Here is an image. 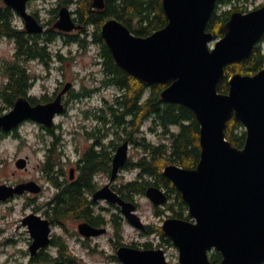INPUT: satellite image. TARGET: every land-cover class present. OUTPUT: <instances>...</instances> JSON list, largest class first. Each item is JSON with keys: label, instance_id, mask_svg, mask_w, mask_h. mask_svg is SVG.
Instances as JSON below:
<instances>
[{"label": "water", "instance_id": "obj_1", "mask_svg": "<svg viewBox=\"0 0 264 264\" xmlns=\"http://www.w3.org/2000/svg\"><path fill=\"white\" fill-rule=\"evenodd\" d=\"M24 21L30 35L44 34L45 27L29 13L31 0H2ZM218 0H163L168 23L148 37L136 36L117 19L102 26V36L118 66L145 86L167 85L160 100L165 104L187 107L200 125L201 158L195 169L168 165L163 174L188 205L190 220L169 218L162 229L178 250V264H214L210 254H221L219 264H264V69L255 75L234 74L228 80L229 92L222 94L219 83L226 68L249 58L264 38V5L248 13L234 12L224 26V36L216 40L208 24ZM92 7L103 10L104 0ZM56 28L70 33L79 28L72 11L62 8ZM215 42L214 46H211ZM33 105L19 98L12 110L0 117V132L10 133L31 121L47 129L65 112L63 96ZM235 118L246 132L243 148L227 139L228 122ZM130 143H122L113 158L110 184L94 199L118 206L128 223L139 231L146 226L137 213V205L124 200L111 189L129 160ZM18 169H27L28 159H19ZM26 192L39 194L36 182L16 187L1 185L0 201L5 202ZM147 199L155 206L168 203L167 193L151 186ZM23 225L33 239L32 258L50 244L51 225L39 215L27 216ZM84 237L105 235L82 223ZM117 258L122 264H170L163 249H137L121 246Z\"/></svg>", "mask_w": 264, "mask_h": 264}, {"label": "trees", "instance_id": "obj_2", "mask_svg": "<svg viewBox=\"0 0 264 264\" xmlns=\"http://www.w3.org/2000/svg\"><path fill=\"white\" fill-rule=\"evenodd\" d=\"M94 0H57V8L51 10L52 22L58 19V12L62 8L74 9L73 14L81 29L77 34H62L56 30H49L40 35H30L24 28H19L14 21L16 12L5 5H0V41L12 40L15 44L14 59L4 63L3 73L7 82L0 89V98L5 100L9 107L21 97H27L34 84L26 63L38 61L50 67L53 60L64 62L67 60L60 51L53 52L52 45L58 39H63L66 46L77 44L81 50H88L92 45L99 47L104 79L103 88L113 87L117 90L113 100H104L97 114L102 119V127L105 135L114 136L111 146L105 148L104 163L100 171L109 175L112 171V154L117 147V142L129 141L141 156L134 161L129 160L124 171H137V176L126 181L118 187L120 196L129 202L136 204V198L145 196L151 186L162 188L168 196V203L163 207H154L158 217L170 213L171 218L190 220L188 205L184 202L181 193L175 185L167 179L163 170L168 165H177L185 169H195L201 158L200 125L193 111L177 104H165L160 100L161 92L167 85L156 84L145 86L140 80L129 75L116 63L109 47L102 36V26L110 19H117L127 26L132 33L139 37H148L166 27L168 20L163 9V0H104L103 10L92 7ZM236 0H218L215 12L208 24V31L212 32L216 39L224 36V26L235 11H243L235 7ZM232 7V8H231ZM226 8L230 10L226 11ZM34 16L38 19L37 14ZM264 41V38L262 39ZM261 41V42H262ZM264 69V53L260 47H256L251 56L241 62L229 65L226 68V76L219 83L218 90L222 94L229 92L228 80L234 74L255 75ZM90 95V94H88ZM46 98L47 95H43ZM30 100V99H29ZM31 101V100H30ZM38 101L32 102L35 104ZM149 135L157 137L154 142L148 139ZM227 139L234 147L243 148L246 141L245 128L232 118L226 129ZM110 150V151H109ZM57 148L50 153L44 161V171L52 175L51 166L60 163L56 157ZM94 154H90L89 158ZM95 164L88 163L83 174L84 177L93 172ZM80 186H72L73 195L67 188L56 193L52 202V208L46 211L56 223L69 218H79L95 224L98 220L94 217L89 203L79 196ZM118 210V207L112 206ZM121 214V213H120ZM114 214L111 223L114 227L118 242L115 246H123L122 215ZM104 225L106 219L104 216ZM1 235V230H0ZM143 236H159V247L172 246V241L165 235L162 227L147 225L142 232ZM133 248H139L132 243ZM143 249H153V241L141 244ZM211 260L219 264L222 260L220 253L213 251ZM112 260L119 262L116 256ZM51 262L52 264H81L66 242H60L54 251L41 252L32 260ZM177 264V263H176Z\"/></svg>", "mask_w": 264, "mask_h": 264}, {"label": "rangeland", "instance_id": "obj_3", "mask_svg": "<svg viewBox=\"0 0 264 264\" xmlns=\"http://www.w3.org/2000/svg\"><path fill=\"white\" fill-rule=\"evenodd\" d=\"M0 5H5L0 0ZM264 5V0H236L235 7L242 9L243 11H235L248 13L254 11ZM57 0H32L28 4V11L31 14H37L38 21L42 23L46 29L56 30V22H52L53 15L51 10L57 8ZM232 8V7H231ZM230 8H226V11ZM60 11V10H59ZM74 11V9H72ZM75 17V16H74ZM15 25L19 28H24V22L16 16ZM78 32H70V34H77ZM68 34V33H65ZM215 42L211 45L214 46ZM258 47L261 48L264 53V41L260 42ZM99 47L92 45L88 50H81L79 45L66 46L64 40L58 39L52 45V51H60L61 54L67 58L64 62L59 60H53L50 67L45 66L38 61H30L26 63V67L34 84L32 86L31 94L35 97L41 98L43 95L52 97L58 88L62 90L69 83L75 88V92L70 100L67 115H60L56 118L55 124L57 125L56 132L63 137L67 136L73 131H84L82 127L86 123L85 114L83 111L90 108H100L103 101H111L114 99L117 90L113 87L103 88L102 81L104 75L102 72L100 58L98 56ZM15 44L12 40L3 39L0 41V87L4 82H7V78L3 73L4 63L11 62L14 59ZM100 91H95V89ZM90 94V95H88ZM12 110L4 101L0 98V117L6 115ZM96 110L92 111L95 113ZM98 111V110H97ZM44 131L40 128L39 124L35 122H27L22 124L15 133L0 137V186H11L20 180H32L47 186L46 193L41 199L36 200V206H42L52 198L54 189L47 184L45 174L42 169L38 167L45 161V150L41 145L39 138ZM67 133V135H66ZM149 140L157 142V137L153 135L148 136ZM55 159L58 156V152ZM130 159L137 161L141 156V153L131 145L129 151ZM28 159L29 163L27 171L18 169L16 163L19 159ZM65 161V158H63ZM137 171H121L119 185L133 180L137 176ZM108 179L104 178L107 182ZM30 197L29 199H31ZM27 197H19L14 200L9 199L5 202L0 201V264H29L31 260L28 250L27 236L22 235L24 232L20 227V221L26 212L33 211V203ZM136 204L138 205V215L145 225H152L162 227L165 220L171 218L170 213H166L162 217L155 215L153 204L146 198V196H140L136 198ZM104 216L106 219L105 228L108 233L101 238L97 243L98 247L87 249L81 246L77 242L68 241L69 247L73 251L76 257H78L81 264H122L112 260L111 257L116 256L117 249L121 246L115 247L114 243L118 242V238L115 236L114 227L111 223L112 216L114 214H120L117 210L112 208L108 203L104 204ZM40 211V210H39ZM121 215V214H120ZM125 220V219H124ZM68 227L74 232L77 231V225L71 221L68 223ZM123 240L124 245H131L135 243L139 248L143 247L141 244L153 241V249H163L167 255V258L171 264L178 262V250L176 247L168 246L159 247V236H150L149 238L142 235V232L138 231L127 223L123 224ZM12 239L14 242L7 243L5 240ZM95 245V244H94ZM54 251L55 250H51Z\"/></svg>", "mask_w": 264, "mask_h": 264}, {"label": "flooded vegetation", "instance_id": "obj_4", "mask_svg": "<svg viewBox=\"0 0 264 264\" xmlns=\"http://www.w3.org/2000/svg\"><path fill=\"white\" fill-rule=\"evenodd\" d=\"M77 22V21H76ZM78 26V24H76ZM76 30L73 32H78L81 27L78 26ZM62 34H65L64 32H60ZM63 90L61 88H58L56 93L50 97L42 96L41 98L35 97L33 95H28V99L31 100V102H36L35 104H44L54 101L57 96L62 92ZM95 91H100V89H95ZM75 92V88L72 86V88L63 96V103L65 105V112L63 115L68 114V107L70 100ZM2 101L5 102L4 99L1 98ZM99 108H90L89 106L84 112L85 114V120L86 123L82 127L84 131H73L72 133H69L67 136L63 137L62 135H58L56 130L57 125H55L52 129H46L45 127L40 125V128L44 131L42 133V136L39 138L41 145L44 147L45 150V161L47 157L50 155L52 151H54L57 148L58 156L60 163L52 165V175H48L44 171V164L39 165L42 169L43 174H45V178L48 180L47 184L50 185L54 189V193L52 195V198L47 201V203H44L42 206H36V200L41 199L46 193L47 186L45 184H41L36 182L38 185L42 187V192L39 194H33L30 192H26L24 195L21 196H15L12 200L19 198V197H27L28 199L32 197L31 200L33 203V211L26 212V214L22 217L20 221V227L24 231L22 235L27 236L28 241V250L30 249L33 239L28 231V227L23 225L24 219L32 214H36L41 216L44 219L49 220L51 225V233H50V244L39 251V254L41 252H48L51 250H55L59 247L60 242H66L69 245L68 241L77 242L78 244H81V246L86 247L87 249H92L95 247H98V241L103 238L105 235L98 236V237H84L79 232V225L82 223H87L94 228L97 229H103L105 228V225L103 223L104 221V204L107 203L105 200H95V195L101 191L106 185L110 184L111 180V174L105 175L103 174L100 169L103 166L104 163V154H105V148L106 146L109 147L114 142V136L111 134L105 135L102 127V119L97 114V110ZM95 111V113L92 111ZM100 112V111H99ZM98 112V113H99ZM27 123V122H25ZM17 130L12 131L11 133H6L4 131L0 132V137H4L5 135L13 134ZM125 142V141H124ZM122 142V143H124ZM129 142V141H128ZM117 142V147L113 151L112 154V166H113V158L114 155L118 149V147L122 144ZM130 143V142H129ZM131 146V144H130ZM110 148V147H109ZM131 149V148H130ZM111 150V148H110ZM109 150V151H110ZM90 154H94L93 157L89 158ZM65 158V161L63 160ZM29 163V160H28ZM88 163L95 164V167L93 169V172L89 175L85 176L83 174L84 170L86 169V166ZM27 171V169L22 170ZM106 177L107 182L104 181V178ZM120 180V175L111 183V189L116 192L117 194L118 187ZM32 182V180H20L16 182L15 184H12V187H16L20 184ZM80 186L79 190V196L85 200L86 203H89V207L92 213L93 221L94 217H97V221L95 224L90 223L87 220L79 219L77 217L75 218H69L65 221H62L60 223H56L51 218L50 214H47L46 211L50 210L52 208V205H48L52 202L54 196L56 193L60 192L62 189L68 190V192L73 195L72 186ZM120 195V194H119ZM112 207V206H111ZM117 208V206H115ZM119 209V207H118ZM40 210V211H39ZM116 210V209H115ZM120 210V209H119ZM118 211V210H117ZM73 221L77 225V231L74 232V229L71 230L68 227V223ZM108 224V223H106ZM108 233V232H107ZM1 236V235H0ZM2 237H0L1 240ZM7 243L9 242H16L12 239L5 240ZM1 244V243H0ZM95 244V245H94ZM117 248V246H115ZM38 254V255H39ZM29 264H52L51 262H45L42 263L38 259H33L29 261Z\"/></svg>", "mask_w": 264, "mask_h": 264}, {"label": "bare ground", "instance_id": "obj_5", "mask_svg": "<svg viewBox=\"0 0 264 264\" xmlns=\"http://www.w3.org/2000/svg\"><path fill=\"white\" fill-rule=\"evenodd\" d=\"M97 45V44H96Z\"/></svg>", "mask_w": 264, "mask_h": 264}]
</instances>
